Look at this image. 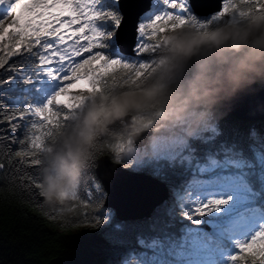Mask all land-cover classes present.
I'll return each instance as SVG.
<instances>
[{
  "label": "snow or ice",
  "instance_id": "snow-or-ice-1",
  "mask_svg": "<svg viewBox=\"0 0 264 264\" xmlns=\"http://www.w3.org/2000/svg\"><path fill=\"white\" fill-rule=\"evenodd\" d=\"M100 2L0 0V4H11L8 14L0 19V72L14 76L30 67L32 75H25L26 82L43 75L57 85L41 106L29 103L9 109L0 104V123L5 125L0 127V155L7 149L6 159L18 158L12 165L0 160V172L6 167L14 171L37 204L42 197L41 156L49 144L83 114L91 97L142 83L154 67L169 31L190 27L196 32H207L220 23L237 22L264 12V0H151L152 12L147 16L143 14L150 0H112L106 9L98 7ZM12 57L19 59L9 64ZM4 83L7 80L0 81V85ZM128 119L135 121L138 117ZM127 122H119L115 128L126 127ZM104 138L98 142L94 163L84 173L90 177L88 192L81 195V183L74 190L62 192V203L49 213L51 219H57L56 213L64 219L66 213L75 211L72 226L90 224L96 228L102 223L95 215L100 207L95 197L99 186L93 188L94 178L88 170L96 166L95 157L103 151ZM128 143L119 139L109 144L108 151L117 163ZM227 203L225 199H211L196 207L195 215L203 216ZM81 206L91 207L92 211L81 213ZM237 248V254L230 258L233 264H241L242 260L245 264H264V227L249 240L238 242Z\"/></svg>",
  "mask_w": 264,
  "mask_h": 264
},
{
  "label": "trees",
  "instance_id": "trees-1",
  "mask_svg": "<svg viewBox=\"0 0 264 264\" xmlns=\"http://www.w3.org/2000/svg\"><path fill=\"white\" fill-rule=\"evenodd\" d=\"M105 4L104 8H107L109 5ZM18 59L12 57L9 64ZM25 75H32L30 67L14 76L10 72H0V81L7 80V83L0 85V104L15 109L38 102L41 97L37 82L39 77L28 83ZM9 76L13 78L8 80ZM255 123L259 122L238 120L220 109L212 128L188 138L180 146V152L173 157L153 155L149 138L142 148L143 152L124 155L120 163L127 170L157 179L167 190L184 192L181 207L163 201L148 216L118 221L113 211L103 207V192L100 189L97 199L100 207L95 215L102 223L96 228L90 224L72 226L70 222L77 215L75 211L66 213L64 219L59 218V213H56L57 219H51L49 213L54 208L46 207L43 197H39L37 204L35 199L29 197L25 184L6 167L0 172V264H48L55 257H60L66 264H123L124 255H127L124 264H181L186 257L182 258L176 249H181L179 244L187 237L183 233L193 218H200L195 211L188 210L187 199L196 192L189 186L186 172L199 167H213L215 173L225 168L232 175L238 171L250 187L252 193L249 196L264 211V152L249 135ZM259 124L264 130V122ZM3 126L0 123V127ZM113 137L114 133L104 138L101 145L103 151L95 159L109 155L116 161L114 154L108 151L109 144L119 140ZM9 146L13 149L18 147ZM3 152L0 160L6 165H12L18 159L13 156L8 160L5 158L7 149H3ZM15 167L19 168L20 165ZM95 167L88 170V175L99 183ZM89 178L84 176L81 181L82 196L88 192ZM85 210L91 212L92 208L83 209L81 206L80 212ZM103 211L109 214L103 215ZM230 258L226 264H233ZM241 264L245 262L242 260Z\"/></svg>",
  "mask_w": 264,
  "mask_h": 264
},
{
  "label": "clouds",
  "instance_id": "clouds-1",
  "mask_svg": "<svg viewBox=\"0 0 264 264\" xmlns=\"http://www.w3.org/2000/svg\"><path fill=\"white\" fill-rule=\"evenodd\" d=\"M256 85L264 86V12L207 32L169 31L142 83L91 97L83 114L49 144L39 167L43 204L55 208L62 192L79 187L101 137L114 133L130 142L122 156L135 155L136 140L149 131L153 144L182 143L211 127L223 106ZM133 115L138 119L129 120ZM126 120V127L115 128Z\"/></svg>",
  "mask_w": 264,
  "mask_h": 264
},
{
  "label": "rangeland",
  "instance_id": "rangeland-1",
  "mask_svg": "<svg viewBox=\"0 0 264 264\" xmlns=\"http://www.w3.org/2000/svg\"><path fill=\"white\" fill-rule=\"evenodd\" d=\"M105 3L111 5L112 0H101L98 7L105 9ZM10 7V3L0 4V19L8 14ZM150 12H152V2L150 11L144 15L147 16ZM101 27L107 26L101 25ZM37 82L41 88V97L33 105L41 106L53 94L57 85L56 82L43 75L39 76ZM210 128L212 126L208 129ZM249 135L251 140L260 145L264 152V130L262 126L255 123ZM182 138L181 134L180 139ZM184 143L185 141L182 143L161 141L155 144L150 142L149 146L151 153L155 156L173 157L172 155L180 152V146ZM136 151L143 152L144 150L136 148ZM207 172L208 174H205ZM186 175H189V186L196 192L187 199L189 211H195L196 207L206 204L211 199H225L228 200V203L221 205L219 210H212L200 218H193L191 225L183 233L187 237L179 244L181 249H176L182 258L186 257L181 264H225L231 255L239 251L238 242L249 240L264 227V211L259 209L257 203L249 196L252 193L250 187L238 171L237 174L232 175L225 168L215 173L213 167H199L196 170L186 172ZM95 185L99 186V190L102 189L100 183H94L93 187ZM102 192L104 199L105 193L103 190ZM167 193L166 201L177 208L181 207L180 202L185 199L184 192L170 189ZM99 195V191L95 193L96 200ZM108 214V211H103V215ZM197 220L199 223H195ZM185 249L187 250L184 251ZM124 256V259L123 257L120 259H123V262L121 261L123 264L127 260V255Z\"/></svg>",
  "mask_w": 264,
  "mask_h": 264
},
{
  "label": "water",
  "instance_id": "water-1",
  "mask_svg": "<svg viewBox=\"0 0 264 264\" xmlns=\"http://www.w3.org/2000/svg\"><path fill=\"white\" fill-rule=\"evenodd\" d=\"M149 8L145 12L150 10ZM144 13V14H145ZM226 114L246 122H264V88L253 86L221 108ZM152 132L143 133L135 142L137 149L145 147ZM95 175L105 193L103 207L113 211L118 221L135 220L148 216L168 198L164 184L143 173L125 169L109 155L97 160ZM48 264H66L55 257Z\"/></svg>",
  "mask_w": 264,
  "mask_h": 264
}]
</instances>
